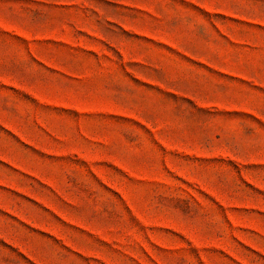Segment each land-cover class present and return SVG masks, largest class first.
<instances>
[{
	"label": "rangeland",
	"instance_id": "1",
	"mask_svg": "<svg viewBox=\"0 0 264 264\" xmlns=\"http://www.w3.org/2000/svg\"><path fill=\"white\" fill-rule=\"evenodd\" d=\"M0 264H264V0H0Z\"/></svg>",
	"mask_w": 264,
	"mask_h": 264
}]
</instances>
